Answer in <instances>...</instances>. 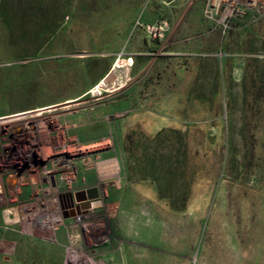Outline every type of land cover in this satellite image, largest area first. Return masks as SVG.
<instances>
[{
    "label": "rangeland",
    "instance_id": "1",
    "mask_svg": "<svg viewBox=\"0 0 264 264\" xmlns=\"http://www.w3.org/2000/svg\"><path fill=\"white\" fill-rule=\"evenodd\" d=\"M221 13L210 0H0V118L51 107L58 125L0 132V264H264V1ZM59 133L87 151L56 147L33 181L22 157ZM92 189L88 216L65 218L64 196ZM47 200L64 223L54 240L5 224Z\"/></svg>",
    "mask_w": 264,
    "mask_h": 264
},
{
    "label": "bare ground",
    "instance_id": "2",
    "mask_svg": "<svg viewBox=\"0 0 264 264\" xmlns=\"http://www.w3.org/2000/svg\"><path fill=\"white\" fill-rule=\"evenodd\" d=\"M114 75V74H113ZM124 78V77H123ZM115 80V78H114ZM107 81V80H106ZM110 81V80H109ZM102 84V85H101ZM99 86H96L95 90H100L101 86L105 83L101 82ZM110 84V83H109ZM107 86V85H106ZM110 86V85H109ZM113 87V86H112ZM51 107L48 108H40L35 110H30L22 113H18L15 115H10L6 117L0 118V132L2 129L6 131H14V132H21L23 134H35L36 136H40L41 139L46 135L42 129L47 126L53 130H55L58 125L53 120L51 114L54 111L49 110ZM38 141V140H36ZM65 137L62 133H59L57 137L50 140L44 148H36L34 149L35 152H31L29 157L24 156L22 157V161H28L32 168V175H29L33 181H39L41 179V168L45 167V163L48 162L52 155L55 152L56 147L63 145L65 146V150L67 153L71 155H82L87 151V149L77 147L75 145L66 146L65 145ZM38 152V153H37ZM7 160V157L5 158ZM108 172H112L116 174V166H112L107 168ZM18 177L14 176L13 178L8 179V187L12 190V193H15L16 185L18 184ZM54 189H56L57 196L59 195V190L57 187V183H54ZM51 191V190H50ZM49 190H45V195H50ZM0 193H2V188H0ZM84 193V192H83ZM83 193H79L77 195V200L81 201V196ZM105 197V196H104ZM4 195L3 193L0 196V203L4 202ZM87 203V202H86ZM86 205H89L87 203ZM92 208L96 207L95 203H90ZM77 212V211H76ZM79 215V214H78ZM79 221H82L80 214ZM4 222L6 225L10 226L17 222H21V225L25 232L37 235V236H49L52 240L55 238L54 228L56 226L64 225L62 221V213H60V208L58 205L57 200H47L43 206L40 208L33 207L32 209H23L22 212H18L15 210H8L3 213ZM84 234L89 237L91 234V224H86V230ZM1 248V246H0ZM88 262V261H87ZM67 264H90L84 263L81 261H74L68 260ZM104 264V263H98Z\"/></svg>",
    "mask_w": 264,
    "mask_h": 264
},
{
    "label": "built area",
    "instance_id": "3",
    "mask_svg": "<svg viewBox=\"0 0 264 264\" xmlns=\"http://www.w3.org/2000/svg\"><path fill=\"white\" fill-rule=\"evenodd\" d=\"M264 0H210L211 9L221 10L223 21L229 20L235 13H240L241 8L251 9ZM227 26L225 25V28Z\"/></svg>",
    "mask_w": 264,
    "mask_h": 264
},
{
    "label": "flooded vegetation",
    "instance_id": "4",
    "mask_svg": "<svg viewBox=\"0 0 264 264\" xmlns=\"http://www.w3.org/2000/svg\"><path fill=\"white\" fill-rule=\"evenodd\" d=\"M83 193V192H82ZM67 201L69 202L68 208L71 209V211L69 212H65L64 216L66 218V216L69 218L70 216L76 217L78 216V218L76 217L75 219L78 220L80 219V214H81V218L87 217L88 216V211L87 210H82L83 206H86L87 201H75L74 200V196L71 195V193H68L64 196ZM82 197V196H81ZM73 201V202H72ZM87 202V203H86ZM77 211V212H76ZM73 213V215L71 214ZM79 214V215H78Z\"/></svg>",
    "mask_w": 264,
    "mask_h": 264
},
{
    "label": "water",
    "instance_id": "5",
    "mask_svg": "<svg viewBox=\"0 0 264 264\" xmlns=\"http://www.w3.org/2000/svg\"><path fill=\"white\" fill-rule=\"evenodd\" d=\"M98 198H99L98 190L97 189H92V190L87 191L86 193H83V195L81 197V201H89V202H91V201H94V200H96ZM87 208H90V205H86V206L82 207V209H87ZM66 218H68V217L66 216Z\"/></svg>",
    "mask_w": 264,
    "mask_h": 264
},
{
    "label": "trees",
    "instance_id": "6",
    "mask_svg": "<svg viewBox=\"0 0 264 264\" xmlns=\"http://www.w3.org/2000/svg\"><path fill=\"white\" fill-rule=\"evenodd\" d=\"M162 197V195H160ZM163 198V197H162Z\"/></svg>",
    "mask_w": 264,
    "mask_h": 264
},
{
    "label": "crops",
    "instance_id": "7",
    "mask_svg": "<svg viewBox=\"0 0 264 264\" xmlns=\"http://www.w3.org/2000/svg\"><path fill=\"white\" fill-rule=\"evenodd\" d=\"M94 89V88H93Z\"/></svg>",
    "mask_w": 264,
    "mask_h": 264
}]
</instances>
